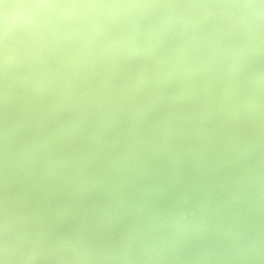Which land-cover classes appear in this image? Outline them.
Here are the masks:
<instances>
[{"label":"clouds","instance_id":"clouds-1","mask_svg":"<svg viewBox=\"0 0 264 264\" xmlns=\"http://www.w3.org/2000/svg\"><path fill=\"white\" fill-rule=\"evenodd\" d=\"M0 264H264V0H0Z\"/></svg>","mask_w":264,"mask_h":264}]
</instances>
